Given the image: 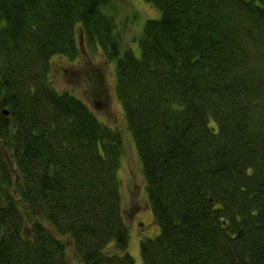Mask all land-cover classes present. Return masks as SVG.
<instances>
[{
    "label": "trees",
    "instance_id": "1",
    "mask_svg": "<svg viewBox=\"0 0 264 264\" xmlns=\"http://www.w3.org/2000/svg\"><path fill=\"white\" fill-rule=\"evenodd\" d=\"M144 1L137 57L113 0H0V264H136L123 133L50 80L84 47L115 63L159 228L143 264H264V0Z\"/></svg>",
    "mask_w": 264,
    "mask_h": 264
},
{
    "label": "rangeland",
    "instance_id": "2",
    "mask_svg": "<svg viewBox=\"0 0 264 264\" xmlns=\"http://www.w3.org/2000/svg\"><path fill=\"white\" fill-rule=\"evenodd\" d=\"M113 3L117 9L123 48L139 57L138 41L144 26L148 20L159 19L160 12L144 0H113ZM97 79L103 87L102 94L98 96L93 89V82ZM50 80L60 92H70L83 101L104 124L123 133L124 151L118 173L122 213L129 228V252L136 264H143L141 241L154 239L159 228L146 199L145 181L135 143L127 130L125 114L115 94V63L108 61L100 49L84 47L75 61L54 57ZM142 224L144 227H141ZM68 259L70 264H79L72 249L68 250Z\"/></svg>",
    "mask_w": 264,
    "mask_h": 264
},
{
    "label": "water",
    "instance_id": "3",
    "mask_svg": "<svg viewBox=\"0 0 264 264\" xmlns=\"http://www.w3.org/2000/svg\"><path fill=\"white\" fill-rule=\"evenodd\" d=\"M3 113H4L6 116L8 115V111H7V110H5Z\"/></svg>",
    "mask_w": 264,
    "mask_h": 264
}]
</instances>
